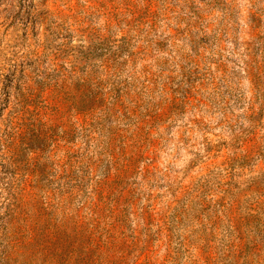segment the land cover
<instances>
[{"label": "rangeland", "instance_id": "rangeland-1", "mask_svg": "<svg viewBox=\"0 0 264 264\" xmlns=\"http://www.w3.org/2000/svg\"><path fill=\"white\" fill-rule=\"evenodd\" d=\"M0 115V264H264V0H0Z\"/></svg>", "mask_w": 264, "mask_h": 264}, {"label": "trees", "instance_id": "trees-1", "mask_svg": "<svg viewBox=\"0 0 264 264\" xmlns=\"http://www.w3.org/2000/svg\"><path fill=\"white\" fill-rule=\"evenodd\" d=\"M13 80L15 77L8 76L2 87V93L7 99L10 98ZM15 98L19 101L20 95L16 94ZM14 118L15 116L4 119L0 115V241L7 236L9 238L10 221L20 203L18 193L14 191L13 172H10L14 171L17 166V149L14 147L15 127L12 125Z\"/></svg>", "mask_w": 264, "mask_h": 264}]
</instances>
